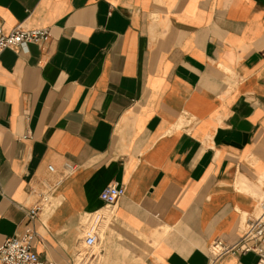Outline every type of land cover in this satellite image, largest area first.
Returning a JSON list of instances; mask_svg holds the SVG:
<instances>
[{"label": "crops", "instance_id": "0c3cea01", "mask_svg": "<svg viewBox=\"0 0 264 264\" xmlns=\"http://www.w3.org/2000/svg\"><path fill=\"white\" fill-rule=\"evenodd\" d=\"M20 26L52 37L0 57V246L31 228L54 264H210L219 242L217 264L259 263L238 246L264 200V0H0Z\"/></svg>", "mask_w": 264, "mask_h": 264}, {"label": "built area", "instance_id": "2783aa9c", "mask_svg": "<svg viewBox=\"0 0 264 264\" xmlns=\"http://www.w3.org/2000/svg\"><path fill=\"white\" fill-rule=\"evenodd\" d=\"M51 33L46 29H26L18 27L10 33L0 29V57L4 52L10 49L26 48L28 45L45 46L51 40ZM76 170V166L67 164L65 174L62 178L55 182H45L40 190H33V194L37 197V202L33 208L28 209L27 214L33 222L47 208L53 206V199L58 188L62 184L65 177L72 175ZM50 173H55L54 167H49ZM125 188L118 185L108 186L102 193L101 198L104 202L110 203L118 201L124 197ZM100 221L97 217L94 226L87 229L85 233V244L87 248H94L97 244L98 236L96 226ZM37 233L28 228L19 238L8 240L4 245L0 246V264H54L42 260L35 251L34 238ZM241 253H254L259 257L258 264H264V200L258 208L256 216L248 219L244 230L243 240L238 246ZM227 250L219 242L214 245L211 251L210 264H217L221 256Z\"/></svg>", "mask_w": 264, "mask_h": 264}]
</instances>
